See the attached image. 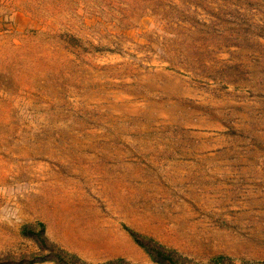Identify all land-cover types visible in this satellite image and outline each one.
<instances>
[{"label":"rangeland","instance_id":"374dc122","mask_svg":"<svg viewBox=\"0 0 264 264\" xmlns=\"http://www.w3.org/2000/svg\"><path fill=\"white\" fill-rule=\"evenodd\" d=\"M122 261L264 264V0H0V264Z\"/></svg>","mask_w":264,"mask_h":264},{"label":"trees","instance_id":"16d2710c","mask_svg":"<svg viewBox=\"0 0 264 264\" xmlns=\"http://www.w3.org/2000/svg\"><path fill=\"white\" fill-rule=\"evenodd\" d=\"M129 234L132 236V238L134 239V241L136 242V244L139 245L142 249H144V251H146V253L154 261H157L156 258L153 255L154 252H159V253H161L163 255L162 248L160 246H158L157 244H155L154 242H152V241L149 242L147 239L142 238V237L138 236L137 234H135L133 232L130 233V231H129ZM115 262H108L106 264L115 263ZM120 264H126V263L124 261H122Z\"/></svg>","mask_w":264,"mask_h":264}]
</instances>
